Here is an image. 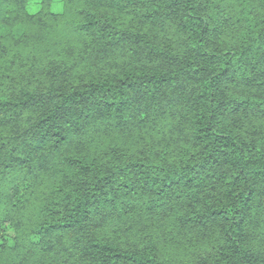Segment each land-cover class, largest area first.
Here are the masks:
<instances>
[{"label":"trees","instance_id":"16d2710c","mask_svg":"<svg viewBox=\"0 0 264 264\" xmlns=\"http://www.w3.org/2000/svg\"><path fill=\"white\" fill-rule=\"evenodd\" d=\"M0 0V264H264V0Z\"/></svg>","mask_w":264,"mask_h":264},{"label":"rangeland","instance_id":"374dc122","mask_svg":"<svg viewBox=\"0 0 264 264\" xmlns=\"http://www.w3.org/2000/svg\"><path fill=\"white\" fill-rule=\"evenodd\" d=\"M39 9V6H38V0H29V5H28V10L31 12V13H34L36 12L37 10ZM52 10L53 11H60L61 10V3L59 0H55L54 1V4L52 5Z\"/></svg>","mask_w":264,"mask_h":264}]
</instances>
